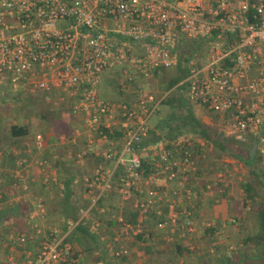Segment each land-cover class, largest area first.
I'll return each mask as SVG.
<instances>
[{"label": "built area", "instance_id": "obj_1", "mask_svg": "<svg viewBox=\"0 0 264 264\" xmlns=\"http://www.w3.org/2000/svg\"><path fill=\"white\" fill-rule=\"evenodd\" d=\"M171 68L185 72L173 88L187 103L223 116L227 135L258 159L264 176V0H0V86L20 84L73 101L70 112L81 125L72 122L71 134L81 129L95 158L83 177L87 205L50 227L37 199L28 217L40 226L8 235L10 250L22 248L13 249L9 264H75L70 234L113 190L122 202L133 199L140 218L154 214L158 226L194 234L190 212L178 206L190 196L184 176L195 169L193 144L181 133L157 141L151 134L152 115L171 89L155 92L145 84ZM106 76L123 99L101 96ZM161 177L174 182V200ZM49 182L43 180L46 189ZM115 219L125 234H143L140 224ZM31 239L33 251L26 247ZM112 254L130 255L126 247Z\"/></svg>", "mask_w": 264, "mask_h": 264}, {"label": "crops", "instance_id": "obj_2", "mask_svg": "<svg viewBox=\"0 0 264 264\" xmlns=\"http://www.w3.org/2000/svg\"><path fill=\"white\" fill-rule=\"evenodd\" d=\"M177 69L166 71L176 74ZM160 73L145 86L149 88L150 81ZM107 79L110 80L107 76L103 78L100 87H108L117 96H101L109 100L123 99L112 79V85H108ZM181 90L172 87L168 97L173 91L177 92V99L186 110L178 118H187L188 127L182 131L170 130L165 136L167 124L159 126L151 119V134L157 141L168 138L171 132L181 133L193 144L195 169L184 176L190 196H182L178 206L190 212L196 228L194 234L183 232L180 226H158L154 214L140 218L133 208V199L122 202L115 190L108 191L88 213L86 221L77 224L69 236L75 264H264V224L261 221L264 176L258 159L250 160L245 145L227 135L223 116L187 103ZM16 92L27 103L41 100L49 104V108L27 117V113L33 111L27 110L30 105L27 109L22 105L11 108L9 103H3V97L0 100L3 103L0 105V230L4 233L0 240V264H9V255L17 256L13 249L20 248L14 246L10 250L8 235L30 234L34 225L40 226L36 218L29 219L37 199L45 203V226L75 219L78 209L73 218H67L66 210L60 208L65 183L69 182L70 201L78 208L85 207L83 177L95 164L94 156L89 155L86 148L85 133L80 129L76 135L71 134L70 122L81 125L80 117L70 112L73 101L54 98L58 103L51 108L52 97L40 90L22 86ZM168 106L176 107L175 104ZM167 115L169 121L176 118L174 112ZM12 124L26 126L28 133L12 137L9 133ZM196 124L202 125L200 128L206 138L201 137L200 128H194ZM41 161L45 164L39 165ZM44 179L50 181L47 189ZM23 183H27L26 189L21 187ZM159 183L168 190L169 199L174 200L170 194L175 188L174 182L161 177ZM168 212L165 206L164 214ZM117 216L127 223L135 220L134 224H140L143 234H125L116 222ZM204 222L216 223L217 227L204 228ZM94 223L101 225L100 232L93 229ZM78 225L82 228L78 229ZM35 245V239L26 243L32 251ZM117 247L128 248L130 255L115 258L112 250Z\"/></svg>", "mask_w": 264, "mask_h": 264}, {"label": "rangeland", "instance_id": "obj_3", "mask_svg": "<svg viewBox=\"0 0 264 264\" xmlns=\"http://www.w3.org/2000/svg\"><path fill=\"white\" fill-rule=\"evenodd\" d=\"M173 76H175L174 71H166L164 74L160 73L159 77L154 78L153 80L150 81L151 85L149 86V88L155 92H161V93L168 91L165 89V83L170 77H173ZM22 86L23 85L17 84L16 88L14 90L12 87H9V86H7L6 88L0 87V100H2L1 97H3L4 98L3 103H6V104L9 103L11 108L12 107L17 108L20 105H22V106H24V108L27 109V106L30 105L32 109L29 108L27 110H29V111L33 110V111L31 113L28 112L27 117L33 116L34 112H37V111L38 112L39 111L45 112L49 108V106H48L49 104L43 103L41 100L38 102H35V103H33V102L27 103L24 100H21V97L18 96L16 90L18 87H22ZM101 87H100V94L102 96L111 97V98H115L117 96L116 92L110 90L108 87H104V88H101ZM174 94H175L174 97L177 98V95H176L177 92L176 91H173L170 96H172ZM48 95H50L52 97L51 99H53V102H54V104L51 105V108H52L53 106L56 105V103H58V102H56V100L59 101L60 99L58 98L57 95H51V94H48ZM54 98H56V100ZM3 103L0 102V105H2ZM173 104H175L176 107H170L166 104H162L159 107V110L152 115L151 119H153V121L155 123H158L159 126L166 124V123H169V124H171V130L178 131L177 129L179 128V126L182 123L181 118H178V116H181L182 113L186 112V110L184 109V107H181V104L179 103V101L173 102ZM5 106H7V105H5ZM169 112H174L176 114V118L173 119L174 121H172V120L168 121V118H167L168 115L167 114ZM50 120H52V119H48V121H50ZM69 125L72 127V122H70ZM171 134L174 135L175 133L171 132ZM236 146H237V148L239 147L238 145H236ZM237 148H234L235 152H239L237 150ZM242 149H244V147H242ZM246 152H247L246 150L243 151L244 154H246ZM244 156L245 155H243V159H244Z\"/></svg>", "mask_w": 264, "mask_h": 264}, {"label": "trees", "instance_id": "obj_4", "mask_svg": "<svg viewBox=\"0 0 264 264\" xmlns=\"http://www.w3.org/2000/svg\"><path fill=\"white\" fill-rule=\"evenodd\" d=\"M181 71L182 70L177 69L175 76L170 77L166 81V83H165V89L166 90H170L181 79V77H183L185 72L184 71L181 72ZM165 72H166V70H162L161 74H164ZM108 78H110V77H108ZM107 83H108V85H112L113 82L111 81V78H110V80L107 79ZM176 101H178V99L176 97L175 98L174 97H170V98L167 97L162 102V104H166V105L173 104V102H176ZM182 105H183V103H182ZM181 119H182V123L179 126L178 131L179 130L182 131V128H187L188 127L187 118H185V119L181 118ZM168 121H169V119H168ZM166 124H167L166 126L168 127V131L165 134V136H167L169 134V131L171 130V126H169V123H166ZM200 127H202V125H200V124H196L194 126V128H200ZM200 131H201L200 132L201 137L206 138L205 135L202 133L201 128H200ZM9 133H10V135L12 137H22V136H24V135H26L28 133V129L24 125L12 124V125L9 126ZM64 191H65L64 195H63L62 199L59 202L60 208L63 209V210H66L65 217L73 218L74 217V213L76 212V210L78 209L79 206H77L75 202L73 204V202L70 201L72 199L69 198V193H70V191H69V182L65 183V190ZM261 221L264 224V211H263L262 216H261ZM130 222L131 223H135V220H131ZM80 228H82V227L79 226L78 229H80ZM82 231L84 233H87L84 228L82 229ZM0 232H1V230H0ZM3 238H4V233L1 232L0 233V240L3 239ZM20 249H22V248H19L18 251H21ZM71 253H72L73 257L75 258V254H74L73 250L71 251ZM19 257H20V253H19Z\"/></svg>", "mask_w": 264, "mask_h": 264}]
</instances>
